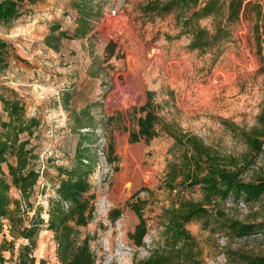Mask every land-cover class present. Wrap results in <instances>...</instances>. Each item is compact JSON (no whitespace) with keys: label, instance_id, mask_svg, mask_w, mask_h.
Wrapping results in <instances>:
<instances>
[{"label":"rangeland","instance_id":"rangeland-1","mask_svg":"<svg viewBox=\"0 0 264 264\" xmlns=\"http://www.w3.org/2000/svg\"><path fill=\"white\" fill-rule=\"evenodd\" d=\"M152 1L167 0H37L23 4L15 19L0 23V93L23 99L26 116L38 118L42 128L30 142L35 148L29 147L38 156L34 165L44 172L33 202L39 199V206L47 207L50 187L57 183L56 167L74 165L83 135L94 134L91 181L98 211L84 231L97 233L95 246L110 264H130L134 257L144 258L163 246L164 211L181 197L201 201L199 189L177 196L165 187L168 165L179 153L174 137L197 136L222 155L240 157L246 147L237 132L255 126L264 105V78L259 74L264 15L259 17L256 9L248 15L243 11L215 57L190 49L192 37L182 34L178 11L147 14L145 7ZM77 3L94 12L87 34L78 32ZM212 21L201 25L212 28ZM54 27L60 30L54 33ZM65 99L71 101L68 110ZM148 100L161 124L151 141L131 143V133L138 131L144 115L139 109ZM258 172H264V156L243 179H253ZM132 204L142 207L147 222L141 247L130 237L139 222ZM221 208L238 221L264 219V197L245 208ZM114 210L118 218L111 214ZM229 219L209 214L186 225L196 241L199 264L226 254L219 240L229 235L224 228ZM22 244L26 242L16 241V254ZM237 249L262 254L264 242L233 251ZM34 253L37 264L55 263L50 232L40 233ZM228 253V262L216 264H239ZM1 254L6 264H14L10 251Z\"/></svg>","mask_w":264,"mask_h":264},{"label":"trees","instance_id":"trees-1","mask_svg":"<svg viewBox=\"0 0 264 264\" xmlns=\"http://www.w3.org/2000/svg\"><path fill=\"white\" fill-rule=\"evenodd\" d=\"M36 1H0V23L15 19L23 4L34 5ZM77 4L78 32L87 34L94 12L92 9L85 10V5ZM251 9H256L259 17L263 16L264 2L167 0L164 4L152 1L145 7L147 14L160 16L178 11L182 34L192 37L190 49L215 57L221 54L224 42L230 38L231 26L240 20L243 11L246 10L248 15ZM206 19L213 20L212 28L201 25V21ZM59 30L54 27L52 31L55 33ZM259 74L264 78V61ZM2 103L9 121L3 123L7 137L0 139V264L7 262L1 254L3 251L11 252L10 261L14 264H37L34 251L39 235L44 230L52 234L56 259L54 264H104L105 254L95 246L97 233L92 235L84 231L96 219L98 209V195L91 181L95 167V153L91 149L94 134L83 135L76 150L74 165L69 168L56 167L57 183L50 187L52 195L46 200L47 207L39 206L41 200L38 199L35 204L32 198L44 172L33 163L38 160V156L35 149L28 148L30 140L19 142V137L25 133L31 136L41 123L38 118L26 116V108L21 100L4 99ZM139 112L144 115L138 121V131L131 133V143L142 139L151 141L161 124L159 114L150 100ZM237 136L246 147V152L240 157L222 155L197 136L184 134L174 137L179 153L168 165L165 187L176 191L177 196H181L185 190L199 189L202 199L196 202L181 197L177 204L164 211L166 225L163 246L144 258L134 257L130 264H199L195 253L196 241L186 230V225L209 214L230 218L224 226L229 233L224 237L230 241L264 234V219L238 221L221 208L228 199H244L253 203L264 197V172H258L248 181L243 179L249 170H254L258 159L264 156V105L257 116L256 125L238 131ZM10 157L16 161L11 162ZM3 164H7L8 174L3 170ZM48 187L43 184V188L48 190ZM131 209L136 212L139 222L130 237L141 247L148 232L147 222L141 206L132 204ZM111 214H115L116 218L120 215L115 210ZM2 218H6V221L3 222ZM20 239L26 244L20 245L16 254V241ZM225 251L227 262L230 260L228 252L231 251L239 264H264V253L253 254L242 249L233 251L230 246ZM40 264H46V261L41 260Z\"/></svg>","mask_w":264,"mask_h":264},{"label":"built area","instance_id":"built-area-1","mask_svg":"<svg viewBox=\"0 0 264 264\" xmlns=\"http://www.w3.org/2000/svg\"><path fill=\"white\" fill-rule=\"evenodd\" d=\"M112 15L115 16L116 15V11H112ZM42 170H44V167L42 168ZM250 203L246 202L244 199H240L238 201H235L234 199H228L225 203V206L227 208H232V207H236V208H245L247 205H249ZM98 211V209H97ZM2 221L5 222L6 220H4L2 218ZM258 241H264V234H254L252 236H247V237H243V238H238L235 240H228V238L226 237H222L219 240V243L221 244V249H225L226 247L230 246L232 249L233 248H238L241 246H246V245H252L255 242ZM227 261V257L225 253H221L216 259L215 261H212L211 264H216L218 261ZM111 262V261H110ZM109 261H107L105 259L104 264H110Z\"/></svg>","mask_w":264,"mask_h":264},{"label":"crops","instance_id":"crops-1","mask_svg":"<svg viewBox=\"0 0 264 264\" xmlns=\"http://www.w3.org/2000/svg\"><path fill=\"white\" fill-rule=\"evenodd\" d=\"M4 99H9V95L8 94H4L3 92H1L0 93V139H5L7 137V132L3 129V123L9 121L8 114L5 112L4 105L2 103V100H4ZM17 99H19L22 102H24V100L21 99V98H17ZM70 102H71L70 100L68 101V100L65 99L64 108L66 110H68V108L70 107L69 106ZM25 108H26V105H25ZM41 131H42V128H38L37 130L34 131V133L31 136L29 134H27V133L20 135L19 142L27 140V139H29L30 142H32V138H34L36 136V134H38V132H41ZM29 147H34L35 148V146H32L31 143L28 146V148ZM10 161L11 162H15L16 160H15V158L10 157ZM3 170L5 171L6 174H8V166H7V164H3Z\"/></svg>","mask_w":264,"mask_h":264},{"label":"bare ground","instance_id":"bare-ground-1","mask_svg":"<svg viewBox=\"0 0 264 264\" xmlns=\"http://www.w3.org/2000/svg\"><path fill=\"white\" fill-rule=\"evenodd\" d=\"M125 141V140H124Z\"/></svg>","mask_w":264,"mask_h":264}]
</instances>
